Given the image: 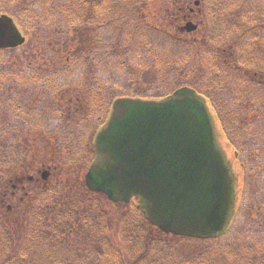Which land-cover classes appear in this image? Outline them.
Listing matches in <instances>:
<instances>
[{"label": "trees", "instance_id": "1", "mask_svg": "<svg viewBox=\"0 0 264 264\" xmlns=\"http://www.w3.org/2000/svg\"><path fill=\"white\" fill-rule=\"evenodd\" d=\"M73 2L80 7H84L86 1L73 0ZM114 3V0H109V6ZM142 11L136 10L134 13H127L124 15L126 19L119 16L117 21L113 15L106 18L102 16L95 21L94 18H91L92 24H87L88 16L83 15L80 26H75L73 30L61 33L54 22L48 30L42 31L43 38L41 41L47 37L52 42L50 46L47 45L51 49L49 55L51 57H42V69L49 73H53V70L58 71L59 74L55 77L52 76L53 78L42 76L40 92L35 96V99L37 98L38 102L42 103L40 108L37 109V114L44 122H34L30 127L23 123L18 127L14 126L6 130L7 133H14V136L19 134L26 136V141L15 139L13 142L0 144V148L12 153L10 155L11 159L15 157L14 163L8 159L11 168L27 171L36 163H45L50 167L53 174L57 175L64 169H78L82 165L84 166L82 161L78 164L73 163L76 158L82 156L79 155L81 152L78 148L80 144L79 137L82 136L86 127L96 131L104 123L108 114H103L100 117L101 121L92 127L85 120L89 105L85 100H79V105L75 108L76 111L80 108L83 109L82 118L80 122L73 119L72 113L76 111L72 110L74 107L72 104V98L74 97L72 89L77 86L84 87L87 95L92 96L95 100L98 101L101 98L103 106L106 101L112 103L113 100L120 97L146 100L160 99L181 85H189L206 95L207 93L203 87L204 81L198 78L200 74H203V79L209 86L215 87V78L210 76L208 71L205 73L204 67L209 65L217 69L215 67L217 62L213 61L208 64L204 46L199 48L195 42H189L186 37L178 38L175 34L165 30L162 31L160 27L154 25L143 33L144 38H139L138 31L126 32L125 26L128 28L130 23H133L131 22L133 19L134 22L141 23L144 26L145 24L150 25L152 15L148 17L144 10ZM129 17L132 18L128 19ZM114 23L120 25V27H116ZM130 37L131 40L127 41ZM134 42L139 46L135 45ZM128 44L136 48L132 57H130L132 53L129 54L125 49ZM148 46H150V49H148ZM42 49L45 50V45ZM184 51L185 55L183 56L177 55L173 60L169 57L172 54L176 55ZM188 54H191V58L187 63L192 68V76L189 78L183 76L176 78L177 72L173 69V66L182 62L181 60H184L185 57L188 58L190 56ZM140 64L147 66L146 69L142 70L143 67ZM228 66V63H224L222 73L234 77V70L228 68ZM160 74L167 76L169 81L161 87H155V81ZM203 90L205 92H202ZM62 93L65 96L63 102L57 101L56 104V95ZM44 103H49L50 110L45 109ZM57 110L61 112L60 116L56 115ZM215 111L216 118L222 124V130L227 137L228 144L238 154L240 149L230 139L229 130L226 129L222 113L216 105ZM42 112H45L44 117H41ZM239 114L241 113H237V116ZM56 117L60 118V121ZM259 123L262 129V139L261 141L256 140L251 145L256 146L257 150L264 151L262 146L264 143V121ZM36 125H39L40 129L32 131L31 127ZM16 128L18 129L16 130ZM35 133L38 134L43 143L41 151L47 150L42 155L37 154L35 141H32V134ZM90 134L91 139L94 133ZM82 152L87 155L84 159L86 166L92 160L93 146L86 143ZM247 154L232 155L234 160H238L239 169L243 172L242 198L243 188L251 187L253 184L264 186V173H258L252 169L251 171L248 170L247 167L252 164L254 166L256 163L252 155ZM45 156H47L46 160H41ZM48 160H50V163L47 162ZM248 175H251L252 180L247 179ZM237 176L240 184L238 172ZM71 181V179H65L60 190L50 195V200H52L50 207L48 205L40 206L30 214L43 218L38 221L40 226L36 225L31 228L35 235L42 237L41 235L44 232L41 229H48L49 231L45 232L46 236H53L57 239L51 244L60 248L63 258L51 257V264H57L59 260L58 264L63 262L69 264H170L167 262L169 258H177L180 252V248L178 250V246H176L177 241L182 242L179 239L218 243L221 239H226L228 235V232H226L217 239L199 240L164 234L145 220L135 201L126 204L119 203L118 215L120 218L118 217L112 222L108 218V207L112 204L108 202L109 206H107L102 194L87 192L82 183L80 188L76 185V182L72 181V183ZM74 194L77 196L73 197ZM77 199L81 200L80 204ZM250 199L256 204L254 196L249 197V202ZM86 201L89 202L88 205L85 204ZM26 212H29V210L27 209ZM124 217L129 221L128 227L119 232L117 228L121 229L119 222ZM0 218L4 220L2 228L10 241L9 251L0 260V264H4L5 261L18 252V247L22 246L21 239L27 231L25 223L17 224L13 220V216L0 215ZM258 229L259 224L254 220L252 230L257 233ZM3 243L0 239V245ZM220 245H223V243ZM223 247L226 249L222 255V261L224 262L230 254L231 248L228 244ZM136 250L137 255H133ZM182 253L183 255L179 258L177 264H191L190 261L193 258L196 259V264H209L210 256L207 260L202 255L199 256L195 253L186 254L184 251ZM35 258L36 255L29 254L28 260L31 262L29 264H32ZM260 264H264V260H261Z\"/></svg>", "mask_w": 264, "mask_h": 264}, {"label": "water", "instance_id": "2", "mask_svg": "<svg viewBox=\"0 0 264 264\" xmlns=\"http://www.w3.org/2000/svg\"><path fill=\"white\" fill-rule=\"evenodd\" d=\"M195 26L189 24L187 30ZM0 16V47L22 43ZM85 184L112 202L137 199L165 233L217 237L235 201V176L204 98L190 87L158 100L118 98L94 138Z\"/></svg>", "mask_w": 264, "mask_h": 264}, {"label": "rangeland", "instance_id": "3", "mask_svg": "<svg viewBox=\"0 0 264 264\" xmlns=\"http://www.w3.org/2000/svg\"><path fill=\"white\" fill-rule=\"evenodd\" d=\"M109 2V1H106ZM143 2L138 10L142 11L144 1L143 0H120V3L112 4L109 7L108 4L104 6L103 9L105 10V15L102 11H100V16L104 15L106 18L109 15H113L117 21L119 16H122L123 19H126V15L128 11L132 10V7L130 6V3H138ZM152 3L151 8L147 7L145 5V13L146 16L149 17V15H152L150 25L145 24V26L141 23L134 22V19L131 21L133 23H130L128 28L125 26L126 32L131 33L133 30L136 32H139V38H144L143 33L146 30H149L151 26H157L160 27V29L163 31H171V32H177L175 22L176 16H171L170 19L166 16V13L164 11L169 10V12H172L174 10V7H177L180 5L179 0H150ZM220 5L222 1H219ZM234 5H231L229 9L226 11L218 10L219 7L218 3L214 5L215 7L211 9V13L209 12L208 6L205 4L204 1L202 2V13L204 16H201L202 19H196L194 22L197 24L200 21V24H198V28L196 33L194 34V37H189L188 35H185L183 37H186L189 42H195L199 48L202 47V40L204 36H213V32L210 31V29H217L216 24L218 25V22H221V20H225L227 24H234L236 33L233 34V36L230 38V35L227 33H223L221 36L224 37L222 42H214L212 45L208 48L211 52H213L216 49V54L214 55L217 66H215L217 69H214L208 65V67L205 68V73L208 71L209 75L214 77L216 80V85L209 86L208 83L203 79V74H200L198 76L199 79H202L204 81L203 87L206 91L207 95L209 97H216L218 98L219 105L221 106L223 113L222 118L225 120L229 126V136L235 143H240L239 146L244 145L245 149L244 151H249L250 155H252V158L255 160L256 165L253 166L250 165L248 168L249 171L254 170L258 173H264V154H262L261 150H257L256 146H252L253 142L261 141L262 137V129L260 125V121H264V78H259L260 75H264V64H262L261 60H264V0L262 3V7L259 8L258 0H232ZM142 9V10H140ZM239 11L240 13L236 14L235 11ZM263 10V15H262ZM143 12V11H142ZM225 12V13H224ZM165 17H164V16ZM135 16V15H134ZM145 16V17H146ZM132 17H129L130 19ZM127 19V20H128ZM166 19V22L165 20ZM171 20V21H170ZM73 22H79V20H76L74 18ZM116 27H120V25L114 23ZM177 37H182L177 32ZM131 37L127 39V41H130ZM135 43V42H134ZM243 43H247L246 46H243ZM137 45V43H135ZM139 46V44L137 45ZM249 49L247 51H244V57L238 60L237 65L241 67V69L237 72V77H230L228 75H224L221 73V71L224 69V60H232L229 57V53L231 50L235 51L234 54L236 56L233 58L236 60L238 59V55H240V52L242 49ZM125 49L129 52L130 57L134 55L135 47H131L129 44L125 46ZM148 49H150V46H148ZM256 51L257 55L259 56L258 60L253 61L251 59L252 52ZM185 55V51L182 53H178L176 55L169 56L172 60L175 59V56ZM188 58L185 57L184 60H181L182 62L174 64L173 69L176 70L177 75L176 78L183 76L184 78H189L191 75V66L187 63L190 58L191 54ZM256 55V57H257ZM39 63L41 66V69L43 66L41 65L42 56L40 55ZM248 57L249 59H247ZM254 58V57H253ZM261 59V60H260ZM212 60L209 58L208 62H211ZM242 61H245L243 63ZM4 61L2 62V57H0V81H3L5 74L4 70L2 69V66H4ZM10 65V64H9ZM24 69L27 68V63H23ZM31 67H33L32 63H29ZM143 69H146L147 66H144L143 64H140ZM13 70L17 71L18 69L16 67H13ZM246 71L243 72L242 71ZM262 70L261 72H259ZM19 72V71H17ZM248 72V73H247ZM253 72V73H252ZM242 73V74H241ZM247 73V74H246ZM54 77L59 74L58 71L53 72ZM45 75L44 71H41V76ZM175 78V79H176ZM186 78V79H187ZM169 81V78L167 76L159 75L158 78L155 81L154 86L155 87H161L164 83H167ZM186 81V80H185ZM3 82H0V93L3 89ZM224 89V90H223ZM202 92H205V91ZM72 104L74 107L72 108L73 111H76L75 106L79 105L78 101L85 100L86 103H88V112L86 121L89 122V124L94 127L97 122H100V117L103 116V114H108L111 102L106 101V103L103 106L102 99L95 100L92 96L90 97L87 95L86 90L82 86H77L72 89ZM85 94V95H84ZM87 95V96H86ZM89 97V98H88ZM65 96L64 94L56 95V104L57 101L63 102ZM83 109L80 108L75 113H72L73 119H77L79 122L82 118ZM237 113H241L237 116ZM61 112L57 110L56 115L60 116ZM263 114V115H262ZM21 115V114H20ZM22 116V115H21ZM39 116V114H37ZM45 116V112L41 113V117ZM107 116V115H106ZM1 117V113H0ZM23 117V116H22ZM28 118L30 119V115H28ZM56 119L60 121V118ZM1 121V120H0ZM78 122V123H79ZM94 123V124H92ZM240 126H239V125ZM27 127H30L28 125ZM32 131L39 130V125L32 126ZM95 133V130L92 128H85V131L83 132L82 136L79 137L80 144L79 147L81 152L79 155H82L79 157V160L84 163V166L82 165L78 171L74 179L75 182H77V186L80 188L81 183L84 181L83 177L86 171V162L84 161L85 157L87 156L84 151L85 144L89 143V146H92L93 137L90 139L91 134ZM32 141L36 140L35 146H38V144L41 142V139H39V136L37 133L32 134ZM13 139H20L22 141H26V136L24 134H19L17 136H13ZM39 139V140H38ZM241 139V141H239ZM221 142L226 150V153L228 156L231 155L232 151L231 148L226 144V140L223 138L221 139ZM26 143V142H24ZM262 145V144H261ZM252 146V147H251ZM264 147V143L262 145ZM43 148L42 143L39 144L38 151H41ZM252 148V150H251ZM254 153H253V152ZM1 152V149H0ZM243 153V151H241ZM8 153V150H7ZM244 154V153H243ZM0 156L3 157L5 160H8L4 157V155ZM9 156V155H8ZM0 157V164L3 158ZM47 156L42 157L41 160H46ZM15 161V157L12 159ZM50 163V160L47 161ZM240 162V161H239ZM241 163V162H240ZM235 165L237 167V172L239 173V179H240V191L238 193L239 200L242 193V184H243V172L239 169L237 160L235 161ZM6 168L7 166H0V173L1 168ZM17 172L18 169L15 170V175L12 177L4 174H0V214L5 215L6 210H9V216H16L15 222L17 224L25 223L26 230L28 231L25 236L21 239V245L18 247V252L12 256L9 260L5 261L4 264H29L28 256L29 254L36 255V258L33 260L32 264H51V257H56L58 259L63 258V254L59 247L53 246L51 243L53 241H56L53 236H46L45 232L49 231L48 229H41L44 234L41 235L42 237H38L37 234L35 235L33 233V230L31 228L35 227L36 225H40V223H37V218H32L31 216H24L22 210H24V206L28 203L29 199L32 196V193L25 192V188H34L37 187L36 190H38L40 187L44 185L43 181H39L36 183H27L23 182L15 193H12L13 189L11 186V183L7 185L8 179H12L15 181L17 179ZM10 177V178H9ZM247 179L250 181L252 180L251 175L247 176ZM72 182V181H71ZM49 186L50 190L51 188H57L60 186L61 179L59 175H52L50 176V179L48 182H46ZM73 183V182H72ZM264 186L260 185H254L251 187L243 188V197L245 199L244 202V209L243 212L245 213L244 216L246 217H253L254 219L259 220V223L262 225V229H260V232L258 234L251 235L250 237L246 238V234L250 231L248 229L249 220H247V223H242L237 229H235L234 233L228 234L227 239H221L218 243L216 242H200V241H189L186 239H179L180 241L176 242V246H178V250L180 248V252L178 253V257L175 259L169 258L167 261L170 264H177L179 263V258L182 257L183 251L186 254H198L199 256L202 255L205 259H209V264H260L259 262L261 259L264 258ZM4 193V198H3ZM77 196V195H73ZM254 196L256 199L255 202L250 199V202L248 201V197ZM77 202L80 204L81 200L77 199ZM54 203V201H53ZM86 205L89 204L88 201L85 202ZM253 204V205H252ZM8 206L11 208L7 209ZM126 207V206H125ZM131 209V207H130ZM120 210V207L117 209ZM21 215V216H17ZM110 218L111 215H108ZM120 218L118 214H116V218ZM128 219L124 217L123 219H120L119 226L121 227L120 232L124 231L128 227ZM30 227V228H29ZM49 226L47 225V228ZM42 234V233H41ZM49 235V233H48ZM121 236V233H120ZM62 238V237H58ZM262 238V240H261ZM0 239L4 242L2 245H0V260L3 259V255L7 254V251H9L10 247V241L7 237V234L2 228V223L0 222ZM263 241V248L259 242ZM223 243V245H220ZM206 244V245H205ZM228 244L229 248H231V252L228 255L227 259L223 262L222 261V255L225 252L224 245ZM204 245V246H203ZM196 246V247H195ZM227 248V246H226ZM262 248V249H261ZM233 250V251H232ZM137 255V250L133 253V255ZM132 255V256H133ZM124 258L126 260V257L124 255ZM192 258V257H191ZM216 258V259H214ZM60 262V260L57 262V264ZM191 264H196V259H192L190 261ZM62 264H69L68 262H63ZM128 264V263H127Z\"/></svg>", "mask_w": 264, "mask_h": 264}, {"label": "flooded vegetation", "instance_id": "4", "mask_svg": "<svg viewBox=\"0 0 264 264\" xmlns=\"http://www.w3.org/2000/svg\"><path fill=\"white\" fill-rule=\"evenodd\" d=\"M22 1L24 3L23 10H25L26 5H28L31 1H33L35 3L36 0H22ZM201 1H204V0H199L198 4L194 5L193 9H192L190 7V1L189 0H182V3L180 4V6L178 8V12H177V13L182 12L181 17H179L178 21L180 23H184L187 20L194 18V16H196V19H197L199 17L200 12H202L201 10H199ZM217 3H218V6L221 7L218 10H222V11H223V9H228L229 5H230L229 2H227V1H222L221 5H220L219 1H215V5ZM210 10H211V8H210ZM19 28L21 31H24L23 25L22 26L19 25ZM21 47L22 48H21L20 53L25 51V50H22L24 48V46H21ZM22 57L24 59H30L31 58L30 56H24V55H22ZM25 78H31L33 80L32 83L25 85L23 83V80ZM39 79H40V74L14 73V74L8 75L7 77H5V79L3 81H0V82H3L5 85L10 86V87H13L15 85L21 89L22 93L29 95L30 93L35 94L36 92L39 91V88H40ZM25 92H27V93H25ZM1 99L4 100V103L6 106V103H8V99H10V98L7 99V95H4L3 97L1 96ZM35 100H36L35 97H33L32 99H29V103L33 102L32 107H34V108L37 107V105L34 103ZM18 123L22 124V122H18Z\"/></svg>", "mask_w": 264, "mask_h": 264}]
</instances>
